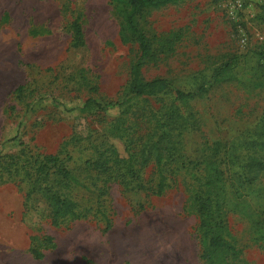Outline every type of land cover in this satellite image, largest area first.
Listing matches in <instances>:
<instances>
[{"label":"rangeland","instance_id":"obj_1","mask_svg":"<svg viewBox=\"0 0 264 264\" xmlns=\"http://www.w3.org/2000/svg\"><path fill=\"white\" fill-rule=\"evenodd\" d=\"M27 1L34 5L30 33L14 36L10 22L0 25V75L11 89L0 104V154H9L0 159V264H205L185 172L157 194L150 189L158 182L153 161L141 163L148 189L88 164L110 143L124 155L122 142L110 137L121 131L118 116L141 143L168 108L186 125L179 145L186 158L208 160L209 146L220 142L223 216L242 249L233 264H264V168L252 185L238 179L247 156H264L245 145L264 115V0H179L144 9L138 24L157 53L140 77L166 78L171 88L132 99L140 48L126 27L127 5ZM73 22L83 31L79 46ZM231 60L214 82L212 73ZM201 83L209 88L202 96L176 93ZM88 98L102 107H61ZM40 154L58 155L75 180L38 174L32 161ZM57 191L74 207L56 217L50 196Z\"/></svg>","mask_w":264,"mask_h":264},{"label":"trees","instance_id":"obj_2","mask_svg":"<svg viewBox=\"0 0 264 264\" xmlns=\"http://www.w3.org/2000/svg\"><path fill=\"white\" fill-rule=\"evenodd\" d=\"M118 4L127 5L125 16L126 27L137 36L139 42L140 55L131 67V82L129 85L128 99L143 96L144 94L157 90L164 92L171 88L170 81L166 78H155L144 80L141 76L142 66L155 56L157 50L153 48L146 33L139 27L138 16L146 8L160 7L179 0H114ZM74 34L72 37L73 45L79 46L83 43V31L78 22H73ZM165 45V44H164ZM166 46V45H165ZM166 49L165 47L163 48ZM233 60L226 62L221 68L215 70L211 77L214 82L220 81L226 71L231 66ZM23 86L20 85L15 92H20ZM209 91L205 83L199 84L195 89L182 91L177 89L179 98H195L206 94ZM65 113L84 111L92 106L102 107L96 100L88 98L82 106L61 104ZM107 111V107L103 108ZM178 111L168 108L160 118L154 119L147 129L141 143L134 141L133 137L123 130L121 123L124 118L117 117L115 126L121 131L119 134L113 133L108 137L122 142L124 155L110 143L106 148H99L98 158L88 164L99 172L108 173L112 177H121V180L133 184L136 187L148 189L142 181V164L153 161L155 172L158 176L156 189L150 188L157 194L163 193L167 188L168 180L174 179L180 172H185V176L190 180L188 187V203L192 204L199 218V237L201 244L200 257L205 264H233L242 249L232 242L228 224L225 223L224 210L221 202V192L223 190L224 171L217 161L221 151L220 142H214L209 146L210 159L206 157L201 160L189 159L180 150L181 136L186 125L178 120ZM259 129V132H257ZM123 130V131H122ZM16 136L5 140L4 144L17 139ZM245 145L250 148L260 147L264 150V115L258 125L246 136ZM237 160L241 156L237 154ZM9 154H0V159ZM242 165L244 171L239 174L238 179L241 184L252 185L259 179L260 173L264 168V156L249 155L245 158ZM142 163V164H141ZM32 166L38 174L45 178L59 175L66 179L75 180L71 171L61 161L56 154H40L39 159L32 161ZM54 169L53 171H51ZM77 180V179H76ZM194 180V181H193ZM51 203L54 205V213L66 215L73 211L74 204L61 197L60 193L53 192L50 196Z\"/></svg>","mask_w":264,"mask_h":264},{"label":"crops","instance_id":"obj_3","mask_svg":"<svg viewBox=\"0 0 264 264\" xmlns=\"http://www.w3.org/2000/svg\"><path fill=\"white\" fill-rule=\"evenodd\" d=\"M34 5L27 0H0V25L2 22H10L9 26L12 29L8 32L14 36L26 35L32 29V22L34 17ZM21 41V38L19 39ZM17 87H14L16 89ZM8 82L2 81L0 75V104L5 96L10 93Z\"/></svg>","mask_w":264,"mask_h":264}]
</instances>
